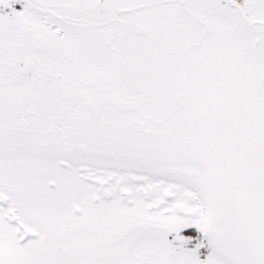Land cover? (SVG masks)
Listing matches in <instances>:
<instances>
[{"label": "snow or ice", "instance_id": "1", "mask_svg": "<svg viewBox=\"0 0 264 264\" xmlns=\"http://www.w3.org/2000/svg\"><path fill=\"white\" fill-rule=\"evenodd\" d=\"M0 264H264V0H0Z\"/></svg>", "mask_w": 264, "mask_h": 264}]
</instances>
